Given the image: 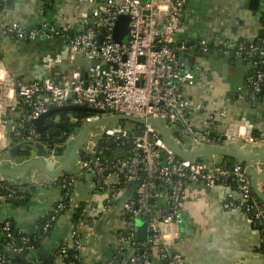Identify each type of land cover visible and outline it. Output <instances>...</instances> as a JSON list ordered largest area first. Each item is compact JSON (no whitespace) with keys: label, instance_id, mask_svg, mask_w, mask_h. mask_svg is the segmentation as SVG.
<instances>
[{"label":"built area","instance_id":"built-area-1","mask_svg":"<svg viewBox=\"0 0 264 264\" xmlns=\"http://www.w3.org/2000/svg\"><path fill=\"white\" fill-rule=\"evenodd\" d=\"M85 2L95 7L91 12L81 14L76 30L72 27L58 28L48 23L34 29H28L20 22L2 26L1 29L19 42L62 37L68 60L74 62L80 56L87 62L84 70L77 66L66 74L61 73L60 79L26 80L6 68L0 55V99L8 104H0V124L10 125L14 134L13 138H4V143L0 144V154L8 149L14 139L42 144L50 137L49 132L40 133L34 125L27 129L26 135H22L15 129L16 121L32 124L33 120L50 110L66 106L103 112V115L91 114L86 117L84 124L117 114L142 119L155 117L165 121L172 129L179 128L189 139L200 144L236 141L227 133L216 136L210 128L198 129L187 118L190 104L184 91L196 85L195 69L200 68L180 59L179 52L186 50V44L174 42L184 29L189 0H79L78 9L81 10ZM122 15L130 17L127 44L113 42L116 22ZM227 44L235 51L237 58L253 64L254 70L248 84L253 92L264 93V49L247 42ZM199 46L202 52L209 51L206 40H201ZM52 63L53 59L48 58L47 64ZM19 106L27 107L28 111L15 113ZM201 108V105L197 106V110ZM10 109L14 112L12 116ZM219 116H225V112H220ZM71 121L77 122L74 118ZM215 121L216 117H211L209 126H214ZM137 126L141 127L138 131ZM72 136L62 146H68ZM238 138L241 143L264 146V135L240 134ZM101 140L122 143L125 146L124 156L106 157L110 148H100ZM100 141L89 155H84L79 174L58 180L64 196L55 206L50 219L43 224L42 236L49 233L53 221L70 205L71 191L78 176H84L95 190L100 191L105 188L108 179L115 177L107 205L95 211L96 215H104L121 200L123 194H128L121 203L123 227L118 234L116 255L107 264H186L183 256L172 250L163 229L165 226L179 227L183 222L182 203L186 183L212 189L218 183L231 179L239 199L225 202L224 208L253 214L254 220L262 226L261 240L264 245V203L254 197L245 165L220 166L180 159L151 125L122 122L106 130ZM6 192L5 197L9 199L18 202L25 200L23 195L17 196L18 192L14 189L6 188ZM164 198L165 205L158 210V201ZM138 219H146L149 223V237L145 242L136 239ZM1 231L6 239V249L24 254L34 249L31 238L17 237L9 222L1 227ZM180 235L177 230L176 236L179 238ZM85 249L81 224H73L71 235L60 245L57 256L63 260L71 252L72 260L68 264H85ZM138 251L142 253L138 254ZM0 264L16 263L11 257L0 254Z\"/></svg>","mask_w":264,"mask_h":264},{"label":"crops","instance_id":"crops-1","mask_svg":"<svg viewBox=\"0 0 264 264\" xmlns=\"http://www.w3.org/2000/svg\"><path fill=\"white\" fill-rule=\"evenodd\" d=\"M213 1L189 0L184 29L175 37V44L185 43L187 47L185 51L179 52V58L188 63L194 61L189 64L200 68V70L195 69L196 85L187 87L184 91L185 98L190 104L187 118L198 129L210 128L216 136L227 133L241 143V139L238 138L240 134L260 137L264 135V93L257 94L252 91L248 79L253 74V64L237 58L234 50L227 43L245 41L258 44L261 39L260 34L264 32V11L261 12L257 27L235 21L232 24L231 37L226 38V34L219 33L218 30L211 34L210 39H206L197 35V27L190 25L189 19L192 16L202 19L204 7ZM243 1L244 6L255 13L249 9L250 0ZM261 2L262 0L257 11ZM0 5L2 6L0 55L6 68L15 71L26 80L60 79L62 74L60 69L55 67L56 63L61 62L66 66L70 62L61 61L66 53V44L62 37L54 40L19 42L1 28L11 22H20L28 29L48 23L58 28L72 27L76 30L81 14L91 12L95 7L94 4L85 2L80 10L77 7L79 0H24L20 3L18 11L5 9L4 0H0ZM241 29L244 34H240ZM201 40L208 42L210 46L208 52H202L200 49ZM198 52L208 56H198ZM48 58L53 59L52 64H47ZM0 104L8 105L2 99ZM198 105L202 106L200 110H197ZM9 111H11L9 114H14L12 109ZM222 111L225 112V116L220 117L219 113ZM214 116L215 124L209 126L208 122ZM13 136L10 125L0 124V144L4 143V138H13ZM223 162L224 159L215 164L219 165ZM249 176L251 180L250 172ZM115 182V177L108 179L107 185L100 191L95 190L84 176H78L71 191L68 210L60 214L52 232L42 236L40 246L36 251L34 249L30 251V257L34 258L35 262L39 261L40 257H44L48 258L47 262L64 264L63 260L58 258L57 251L71 235L72 216L75 210L81 204H86L87 218L80 222L82 237L86 242L83 255L85 264H107L111 261L116 255L118 234L123 227L122 218L121 225L117 229H111L109 222L107 225L104 224L107 236L106 245L103 246L102 237L96 234L95 228L106 213L99 216L95 211L107 205L110 186ZM51 184L55 187L51 188ZM18 185L24 184L19 182ZM30 186H34L35 189L31 192L29 201H22L19 204L9 201L0 204V221L12 220L16 233L39 235L44 222L53 214L55 206L63 199L64 193L59 181L36 183ZM39 187L44 188L47 194L41 195L42 192H38ZM127 196V193L123 194L121 200L113 205L116 211L121 208L122 200ZM237 199L239 194L231 179L218 183L212 189L187 182L182 203L183 222L179 227L163 228L167 240L172 244V250L180 253L186 264H264L259 226L247 213L224 208L225 202ZM164 205L165 198L158 201V210ZM177 230L181 233L179 238L176 236Z\"/></svg>","mask_w":264,"mask_h":264},{"label":"water","instance_id":"water-1","mask_svg":"<svg viewBox=\"0 0 264 264\" xmlns=\"http://www.w3.org/2000/svg\"><path fill=\"white\" fill-rule=\"evenodd\" d=\"M24 1V0H23ZM22 0H4V7L7 10H19ZM260 0H250L249 9L257 11ZM129 22L130 17L122 15L116 22L113 34V42L118 44H127L129 41ZM261 39L258 46H261L264 32L260 34ZM102 37H99L101 43ZM67 50V49H66ZM198 56H208L202 52ZM143 60V59H141ZM62 62L68 61L65 54ZM86 60L77 56L74 62H68L66 66L56 63L55 67L60 69V73H68L72 68L80 66L82 70L86 65ZM190 64L194 61L189 62ZM227 68V66H225ZM256 97V96H255ZM62 112H87L93 115H103L100 110L90 109L78 106H66L63 108L52 109L40 118L32 121L38 132L45 133L54 131L57 135L58 130L71 133V128L57 122L53 117ZM48 121V123H46ZM122 122L133 123L136 125H151L161 136L165 144L180 159L194 160L197 163L211 164L219 163L222 159L228 158L244 164L251 174V186L258 197L264 203V146H255L237 141L227 142L222 145H204L193 139L186 142L180 141L176 135L181 132L179 128L172 129L160 118L149 117L146 119L135 118L126 115L103 116L98 120L84 124L70 139L68 146H57L55 148L43 147L38 144L36 152L33 141H23L12 148L0 159V184L8 183L18 185L21 182L24 185H33L36 183H50L58 181L67 175H77L81 171L83 155H89L98 145L104 132L115 128ZM26 148H29L27 156L22 157ZM9 202L7 198H0V204ZM152 202V201H151ZM116 211L112 207L104 218L99 220L95 232L102 237V245L105 246L106 233L103 219L108 218ZM149 237V223L146 219L136 221V239L139 242H145ZM4 254L22 261L24 264H44L48 258L40 257L35 262L34 258L28 257L24 253H19L11 249H5Z\"/></svg>","mask_w":264,"mask_h":264},{"label":"trees","instance_id":"trees-1","mask_svg":"<svg viewBox=\"0 0 264 264\" xmlns=\"http://www.w3.org/2000/svg\"><path fill=\"white\" fill-rule=\"evenodd\" d=\"M2 6L0 5V10H1ZM264 15V14H263ZM263 19H264V16H263ZM264 39V37H263ZM240 42H245V41H239ZM248 44H252L250 42H247ZM256 44V43H254ZM257 45V44H256ZM261 48L264 49V40L262 42V45H261ZM235 53V51H233ZM22 111H28V108L25 107V106H19V108L16 110L17 113L21 112ZM67 112H62V113H59L57 114L56 116H54L53 118L54 119H57V117H59V122L65 126H67L68 128H71V133H66L64 131H61V134L60 136H55L53 132L49 133L50 137L49 139H46L42 144L43 147H48V148H55L57 146H62L64 144V142L71 136V135H74L85 123V118L90 116L91 114L90 113H87V112H71L72 115L70 117H68L66 115ZM13 114H10V116H12ZM74 118L77 120V122H72L71 119ZM125 123V122H123ZM33 124L31 123H28V124H22L21 122L19 121H16L15 122V129H17L22 135H26V131L28 128L32 127ZM141 127H138L136 128V130H140ZM256 136V135H255ZM176 137L182 141V142H186L189 138L184 134V132L181 130V132L179 134L176 135ZM132 138V137H131ZM130 138V140H131ZM24 140L22 139H14L12 144L10 145L9 149L12 148L13 146L23 142ZM225 142L224 141H220V142H217L216 145H222L224 144ZM36 146H38V144H35L34 143V149L32 150L36 152L37 148ZM99 147L100 148H105V147H109L110 150L106 152V157H109V158H113V157H117V156H124V153L123 151L125 150V146L122 145V143L120 142H116L114 140H101L100 143H99ZM8 149V150H9ZM27 150H25L22 154V156H27L29 153V148H26ZM4 151L3 153H1V157H3L6 152L8 151ZM84 155H83V159H84ZM236 163H240L238 161H235V160H231V159H228V158H225L224 159V162L222 164H219L220 166H230V165H234ZM242 164V163H241ZM244 165V164H243ZM69 176V175H67ZM6 188H11V189H14L18 192V195H23L25 197V202L29 201L32 194L31 192L34 191L35 187L34 186H30V185H10L8 183H1L0 184V197H2L1 195H4V197L7 195V192H6ZM130 195V194H129ZM133 197H135L134 195H131ZM254 197L257 198L254 194ZM7 198V197H5ZM9 201H12V202H15L16 204H19V203H22V201L18 202L16 201L15 199H9L7 198ZM86 204H81L74 212L73 216H72V223L73 224H79L82 220H85L87 218L86 216ZM68 208H66L64 210L67 211ZM64 212H62L61 214H63ZM60 216V215H59ZM58 216V217H59ZM251 216V219H253V222L255 224H257L259 226V228L261 229L262 226L259 222L255 221L254 220V217H253V214H250ZM50 217L47 219L49 220ZM58 219V218H57ZM57 219L55 221H53L52 223V228L50 229L49 233L50 234L54 228V226L56 225V222H57ZM46 220V221H47ZM45 221V222H46ZM6 222H9L12 227H13V222L12 220H6V221H0V254L2 255H5L4 254V250L6 249L7 245H6V239L2 236L3 232L1 231V227L6 223ZM44 222V223H45ZM13 231H14V234L17 236V237H22V236H28L31 238V244L34 248V251H36L38 249V247L40 246V243L42 241V232L37 235V234H19V233H16L15 230H14V227H13ZM33 251V252H34ZM263 251H264V245H263ZM35 253V252H34ZM142 251H138V254H141ZM57 254H58V251H57ZM28 257H30V252H27L26 254ZM7 256V255H5ZM9 257V256H8ZM12 258V257H11ZM13 259V262L16 263V264H23L22 261L18 260V259H15V258H12ZM72 260V253L70 252L68 254L67 257H65L63 259V263L64 264H68L69 262H71ZM76 264H83V263H76Z\"/></svg>","mask_w":264,"mask_h":264},{"label":"rangeland","instance_id":"rangeland-1","mask_svg":"<svg viewBox=\"0 0 264 264\" xmlns=\"http://www.w3.org/2000/svg\"><path fill=\"white\" fill-rule=\"evenodd\" d=\"M262 11H264V0L261 2L259 11H255V13L250 12L244 6L243 0H214L210 5L204 7L202 19L192 16L189 19V24L196 25V33L202 38L210 39L211 34L214 31L218 32V30H220L219 33L223 32V34H226L225 37L229 38L233 35L232 24L235 21L245 22L249 26H259ZM242 33L243 30L241 29L240 34ZM66 115L70 117L72 113L67 112ZM56 120L58 121L59 117ZM50 186H52L51 188L55 187L52 184ZM38 192H42L41 195L47 194L42 187L38 188ZM122 214L123 212L119 207L109 220L103 219V222L105 225L109 222L111 229H117L121 225Z\"/></svg>","mask_w":264,"mask_h":264},{"label":"flooded vegetation","instance_id":"flooded-vegetation-1","mask_svg":"<svg viewBox=\"0 0 264 264\" xmlns=\"http://www.w3.org/2000/svg\"><path fill=\"white\" fill-rule=\"evenodd\" d=\"M55 120H56V119H55ZM56 121H57V120H56ZM57 122H58V121H57ZM54 131H56V130H55V129H54V130L52 129V131L49 130V131H47V132L51 133V132H54ZM61 131H62V130H58V131H57L58 133H57V135H55V136H60ZM23 157H25V156H22L21 158H23Z\"/></svg>","mask_w":264,"mask_h":264}]
</instances>
